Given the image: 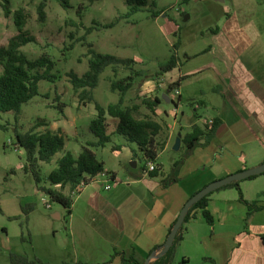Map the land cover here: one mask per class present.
I'll return each mask as SVG.
<instances>
[{"label":"rangeland","instance_id":"rangeland-1","mask_svg":"<svg viewBox=\"0 0 264 264\" xmlns=\"http://www.w3.org/2000/svg\"><path fill=\"white\" fill-rule=\"evenodd\" d=\"M41 1L12 0V5L13 10L20 7L26 9L29 13L26 30L37 37L36 43H30L22 50L31 58L47 54L54 59L57 63L55 72L58 79L56 82H40V94L23 106L18 124L13 112L2 113L0 116V264H12L14 254L27 255L30 259L37 258L47 264L76 263V260H85L83 247L86 240L90 239H83L79 232L74 238L70 229L71 215L67 208L59 202L50 201L49 196L38 189L33 174L27 169L26 151L17 142L16 126L21 132H27L37 123H42L45 125L39 128L41 131H61L65 136V151H72L75 155L80 154L82 145L96 140L89 128L92 119L97 115L95 104H85L80 100L81 90L74 89L68 76L71 70L80 75L88 71L90 44L101 53L135 58L137 63L133 66L134 71H141L142 74L135 78L125 97V105L141 104L145 95L159 94L163 99V117L169 116V122L173 125L175 103L179 102V96L175 89L171 92L165 89L168 84L167 76L157 77L160 64L168 61L176 52L174 44L181 40L182 28L193 36L195 49H206V39L212 34L210 28H214H207L206 25L217 14L212 19L209 16L223 4L232 6L236 2L148 0L147 6L128 14L131 8L126 0H47V18L41 22L38 14ZM259 1L260 9L264 10V0ZM155 12L161 14L154 17ZM187 15L189 18L185 20ZM17 33L14 17H7L0 6V43L9 42ZM180 58L185 63L188 61L184 54ZM202 60L203 58H196V63L199 64ZM134 71L128 66H120L117 72L108 67L95 89L96 99L105 107L117 103L120 91L113 90V82L133 74ZM147 80H151V84L143 88ZM195 82H188L187 94H196L204 88L207 94L198 95L197 98L204 100L207 106L194 104L185 95L176 113L179 125L184 126L183 130L186 132L191 130L193 124L203 125L216 114L210 103L208 104L213 97L211 85L205 78ZM167 97L175 103L170 102ZM148 113L143 105L138 116L143 117ZM156 118L160 120L159 116ZM109 123V131L112 132L116 120L109 117ZM162 137L159 139L162 140ZM124 142L123 137L113 135L112 141L106 147L94 149L99 159L106 161V168L117 170L121 179L117 184L115 180L101 176L98 183L102 186L109 185L115 189L120 183L126 184L124 182L127 181L128 171L132 170L135 160L129 152L118 156L113 150L115 145ZM184 152L185 147L180 152L161 151L157 162L169 169L172 167L173 158L182 156ZM63 154L64 152H59L51 163L42 164L41 175L44 179L48 178ZM143 165L140 160L138 172H141ZM58 188L62 187L59 185ZM241 188L245 198L248 196L264 200V174L253 180L241 181ZM63 190L66 194H71L69 185ZM230 191L237 193L236 188H231ZM76 197L77 195L74 200ZM45 201H49L52 208H48ZM75 223L77 229L84 224L78 218ZM200 240L202 241L194 237L193 243L185 246V251L192 257V264L205 263L206 255L202 249L205 244Z\"/></svg>","mask_w":264,"mask_h":264},{"label":"crops","instance_id":"crops-1","mask_svg":"<svg viewBox=\"0 0 264 264\" xmlns=\"http://www.w3.org/2000/svg\"><path fill=\"white\" fill-rule=\"evenodd\" d=\"M260 4L259 0H236L232 6L225 3L216 8L209 16L212 19L217 14L216 18L206 27L218 28L206 39L204 50L195 49L193 36L182 28L177 53L179 57L184 54L188 61L185 63L180 58V67L164 75L167 86L189 77L175 89L179 96L176 110L185 95L194 104L207 106L204 100L197 98L207 94L204 88L196 94H187L188 82L205 78L213 91L208 104L216 114L200 126L217 118L221 121L217 134L210 144L193 151L180 168V180L168 187L163 186L162 181L170 177L181 155L173 158L169 169L157 162L160 175L153 178L147 170L137 171L141 153L134 156L129 146L113 147L118 156L129 152L135 162L128 171L127 181L122 180L126 184L120 183L115 189L99 184L101 176L117 184L121 182L117 170L107 169L105 165V172L97 175L74 200L70 214L71 233L74 238L77 232L83 239L90 238L83 247L85 260L76 262L124 264L122 255L113 257L116 250L145 262L153 249L164 245L170 227L195 193L213 181L264 163V10L260 9ZM196 58L203 60L197 64ZM150 84L151 80H147L143 88ZM165 89L168 90L166 86ZM176 110L173 113L175 122L171 125L169 116L163 117L161 105L157 109L160 120L156 119L164 126L160 134L162 140L158 137L164 146L162 152L174 150L180 133L181 148L174 151L184 150L183 138L195 125L184 131V126L178 123ZM230 189L216 191L210 196L208 209L214 224H209L199 210L197 219L185 225L186 232L174 264H192L185 246L192 244L194 237L205 244L202 246L206 255L204 264H264V208L256 211L247 222L248 207L239 200L238 190L234 193ZM246 198L264 207L263 199ZM76 218L84 222L82 228L77 229Z\"/></svg>","mask_w":264,"mask_h":264},{"label":"trees","instance_id":"trees-1","mask_svg":"<svg viewBox=\"0 0 264 264\" xmlns=\"http://www.w3.org/2000/svg\"><path fill=\"white\" fill-rule=\"evenodd\" d=\"M131 8L128 14L135 13L142 6L148 5V0H126ZM189 1V0H185ZM47 0H42L38 6V14L41 22L47 18ZM0 6L3 8L7 17L13 16L18 33L14 35L9 42L0 43V116L2 113L13 112L18 124L19 115L22 112L23 106L33 100L40 94V82L47 80L56 82L58 75L55 72L57 63L49 55L43 54L37 58H31L22 48L30 43H36L37 37L26 30L28 24L29 13L24 7L13 10L12 0H1ZM161 12H155L154 17H158ZM115 22L112 23V26ZM210 28L211 32L217 30ZM181 45L179 39L174 48V52L170 59L160 64L158 76H164L172 72L181 65V59L177 53V49ZM137 63L135 58H121L113 54H105L98 52L90 44L89 49V69L83 75L71 70L68 72L70 82L75 90H81L80 100L85 104L94 103L97 110V115L90 123V131L96 137L95 141H90L82 145L81 152L76 156L72 151H65L66 141L65 136L61 131L54 132L50 129L44 131L39 130L45 124L37 123L27 132H21L16 126L15 134L18 144L25 149L27 159V169L33 174L38 189L49 196L50 201L63 204L68 213H72V205L74 196L80 194L82 190L90 184L93 179L105 172V162L99 159L94 149L106 147L112 141L113 135H118L124 138V143L115 145L114 149L129 146L132 149L134 156L139 153L140 160L143 162V169H148L149 162L157 163V159L164 146L158 141V137L162 133L164 126L160 123L157 117V109L162 104L163 99L156 94L154 96L145 95L142 97V103L133 105H125L126 95L133 86L135 78L141 76V71H134V65ZM120 66L132 67L133 74L119 79L112 84L113 90L120 91V98L117 103L103 106L95 96V89L98 87L101 75L108 68L112 67L115 72ZM189 77H183L180 80L171 83L167 86L168 90H174L180 86L181 82ZM159 85V84H158ZM160 86V85H159ZM158 86V87H159ZM174 102V101H172ZM175 103V102H174ZM149 111L143 117H139L140 108L142 106ZM178 105V103H175ZM109 117L116 120L115 129L110 132ZM221 125L219 119H214L213 124L206 123L204 127L198 124L193 125L192 131L187 133L183 138L185 152L181 159L174 164L173 171L170 177L162 181L163 186L168 187L171 184L178 182L179 171L186 159L191 156L193 151L199 146H206L211 143L217 134V130ZM136 146V147H134ZM64 152L63 156L57 161V166L52 170L47 179L41 175V166L43 163H51L54 157L59 153ZM150 177H158L160 168L149 172ZM258 176H253L250 179H255ZM62 188H58L57 186ZM69 185L71 194H66L64 188ZM227 188H236L239 193V200L248 207V216L246 221L258 210L264 208L258 201H249L245 198L241 188V182H233L216 191H221ZM214 191V192H216ZM210 193L203 199L195 203L189 210L184 225L180 228L175 239L173 247L170 251L152 262L151 264H173L178 247L184 239L186 232V224L197 219V213L202 211L203 216L209 224H214V217L208 209ZM176 223V222H175ZM174 225L169 229V234ZM168 234V236H169ZM168 238V237H167ZM163 246V245H162ZM160 246V247H162ZM153 249L151 253L157 251ZM122 255L124 264H144L134 255L129 257L123 251H115V255ZM12 264H47L40 259H30L27 255L14 254L12 256ZM63 264H88L84 262Z\"/></svg>","mask_w":264,"mask_h":264},{"label":"water","instance_id":"water-1","mask_svg":"<svg viewBox=\"0 0 264 264\" xmlns=\"http://www.w3.org/2000/svg\"><path fill=\"white\" fill-rule=\"evenodd\" d=\"M189 18V15L185 17V20ZM167 99L170 101V98L167 97ZM182 144V133L179 134V137L176 140L174 150L179 151ZM264 174V163L255 167H251L245 170H242L240 172L228 175L226 177H223L221 179H218L216 181H213L206 185L204 188L199 190L197 193H195L184 205L182 208L176 223L174 224V227L172 231L170 232L167 240L165 241L164 245L160 247L159 251H154L151 253V255L147 258L144 264H151L152 262L156 261L157 259L161 258L165 254H167L170 249L173 247L175 239L177 237V234L180 230V228L184 225L186 216L191 209V207L203 199L208 194L227 186L233 182H241L244 180H248L253 176H260Z\"/></svg>","mask_w":264,"mask_h":264},{"label":"built area","instance_id":"built-area-1","mask_svg":"<svg viewBox=\"0 0 264 264\" xmlns=\"http://www.w3.org/2000/svg\"><path fill=\"white\" fill-rule=\"evenodd\" d=\"M209 124L212 125L213 124V120H211L209 122ZM157 168H158V165L155 162H149L147 172L149 173L151 171L156 170ZM106 188L110 189V186L108 185V186H106ZM45 203H46L48 208H52V205H51V203L49 201H45Z\"/></svg>","mask_w":264,"mask_h":264}]
</instances>
